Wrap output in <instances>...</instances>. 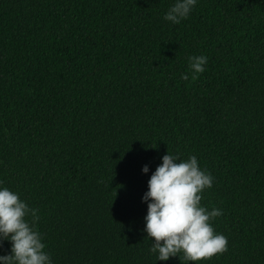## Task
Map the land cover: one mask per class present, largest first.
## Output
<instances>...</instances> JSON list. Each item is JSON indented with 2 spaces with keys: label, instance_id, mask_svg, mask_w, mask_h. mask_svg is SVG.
<instances>
[{
  "label": "trees",
  "instance_id": "trees-1",
  "mask_svg": "<svg viewBox=\"0 0 264 264\" xmlns=\"http://www.w3.org/2000/svg\"><path fill=\"white\" fill-rule=\"evenodd\" d=\"M173 2L0 0V182L53 264H182L144 231L168 152L197 157L201 206L223 210L227 251L197 264H264V0H198L178 24Z\"/></svg>",
  "mask_w": 264,
  "mask_h": 264
},
{
  "label": "clouds",
  "instance_id": "clouds-1",
  "mask_svg": "<svg viewBox=\"0 0 264 264\" xmlns=\"http://www.w3.org/2000/svg\"><path fill=\"white\" fill-rule=\"evenodd\" d=\"M197 3L198 0H174L163 19L178 24L190 16ZM207 63L205 55L189 57L193 75L204 72ZM181 78L187 80L189 74L182 73ZM142 172H149L147 164ZM213 180L211 173L200 168L195 155L187 160L169 152L163 155L142 197L147 203L144 231L152 241L149 251L156 254V261L176 256L181 260L183 253L182 264H197L227 251V237L215 232L211 223L223 215V210L209 211L201 206L202 193L213 186ZM38 219L37 209L0 182V245L5 240L11 244L10 254H0V264H53L36 228Z\"/></svg>",
  "mask_w": 264,
  "mask_h": 264
}]
</instances>
